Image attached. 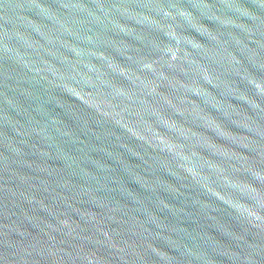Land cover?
Wrapping results in <instances>:
<instances>
[{
	"label": "water",
	"instance_id": "obj_1",
	"mask_svg": "<svg viewBox=\"0 0 264 264\" xmlns=\"http://www.w3.org/2000/svg\"><path fill=\"white\" fill-rule=\"evenodd\" d=\"M0 264H264V0H0Z\"/></svg>",
	"mask_w": 264,
	"mask_h": 264
}]
</instances>
